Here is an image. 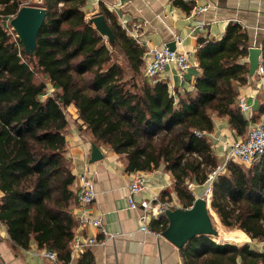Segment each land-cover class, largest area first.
Masks as SVG:
<instances>
[{"label": "trees", "instance_id": "1", "mask_svg": "<svg viewBox=\"0 0 264 264\" xmlns=\"http://www.w3.org/2000/svg\"><path fill=\"white\" fill-rule=\"evenodd\" d=\"M22 1L0 0V222L13 244L27 248L34 241L63 262L69 258V206L75 194L64 156L67 120L61 105L73 104L94 142L124 156L127 172L160 166L170 172L178 201L189 207L193 196L187 184H203L217 165L206 137L194 131H211L213 114L226 116L238 134L246 130L237 88L248 73L242 61L247 33L228 23L219 40L198 38L194 92L179 94L164 82L141 78L144 49L102 7L113 47L130 74L112 61L102 36L84 20V0H43L46 15L35 51L26 55L7 30ZM261 59L264 65V40ZM36 71L53 89L44 98L47 86L35 80ZM226 170L212 183V210L224 226L264 241V154L246 171L231 163ZM165 225L163 218L155 228L162 231ZM211 237L238 243L219 232ZM179 250L185 264H237V257L239 264H264V252L216 244L207 236L193 237ZM83 255L78 264H92Z\"/></svg>", "mask_w": 264, "mask_h": 264}, {"label": "crops", "instance_id": "2", "mask_svg": "<svg viewBox=\"0 0 264 264\" xmlns=\"http://www.w3.org/2000/svg\"><path fill=\"white\" fill-rule=\"evenodd\" d=\"M99 1L101 2L99 3ZM179 1L182 5L174 3V0H115L113 4L103 0H84L81 10L85 22H89L92 28L94 26L90 18L99 14L100 10L102 13V7L114 15L116 21L118 15L125 17L129 28L139 25L137 29L149 45L160 46L170 41L175 43L176 39H180L181 43H175V47L178 50L189 52L190 68L180 78L177 76L175 68L170 65L156 78V81L166 83L171 91L176 90L179 94L194 92V80L200 72L196 67L197 61L195 58L198 38L219 40L223 36L228 23H237L242 31L247 33L249 46L262 47L264 40V0ZM202 5H208V9L196 13L195 8ZM112 8L114 10L111 12ZM200 23H204V25L200 26ZM107 41L110 45H105V43L104 45L110 51L111 49L108 46L112 47L114 42H110L108 39ZM246 57L242 61L247 63ZM144 63L143 55L140 67L143 77ZM246 76V82L237 88V98L243 96L246 99L251 107L253 120L257 121L262 112L264 79H260L255 74L249 76L247 73ZM50 88L52 87L50 86ZM62 111L67 120L64 129L66 140L64 156L74 176L82 167L84 161L86 162L96 192L94 201L87 207L86 211L92 217H100V225L99 227L80 226L76 216L75 197V202L72 201L69 206V212L73 219L72 235L77 233L85 236L92 235L98 240V243L82 252L74 254L69 252V258L66 262L57 258L59 263L78 264L79 261L84 259L83 254L86 253L91 258L92 264H185L179 248L162 237L161 231L155 228L156 222L165 218L164 214L157 215L153 213L148 221L150 229L159 232L158 234L146 233L139 229V210L128 206L127 182L129 172L125 170L126 160L124 156L114 152L105 144L94 142L89 131L84 125H81L73 104L64 106ZM212 122V130L205 132V137L210 145L211 154L215 157L217 165H220L223 158V141H233L244 137L247 127L242 134H238L230 126L226 116L215 114L212 115ZM91 143H95L103 155L100 160L95 162L88 161ZM231 164L240 167L244 171L252 165H243L233 161ZM226 172L227 170L220 174ZM145 174L147 178L146 190L135 196V200L148 198L149 195L157 196L161 200L177 198L173 189L174 178L170 172L160 166L145 171ZM164 185L167 186L164 187ZM187 188L193 196V200L202 194V184L189 182ZM70 189L75 194L76 185L74 180ZM210 201L211 197L208 200L209 211L212 222L216 221L220 226L218 232L222 236L238 242L227 244L238 247L245 245L250 250L264 252V241L251 238L239 228L226 227L221 224L210 206ZM178 203V207L185 208L182 203L179 201ZM158 226L160 227L161 223ZM207 237L216 244H225L216 242L211 235ZM42 249L45 248H38L34 241H31L27 248L14 245L7 234L6 227L0 222V264H55L53 261L39 255ZM236 263H240L239 257L236 258Z\"/></svg>", "mask_w": 264, "mask_h": 264}, {"label": "built area", "instance_id": "3", "mask_svg": "<svg viewBox=\"0 0 264 264\" xmlns=\"http://www.w3.org/2000/svg\"><path fill=\"white\" fill-rule=\"evenodd\" d=\"M43 0H23L21 5L40 6ZM208 9V5L197 6L195 8L196 13L204 12ZM114 9L112 8L111 12ZM118 25L130 36L136 44L144 49L143 55L145 59L143 75L148 83L156 82L158 75L167 67L173 66L176 70L178 77L182 78V74L187 71L191 66L190 54L188 51L178 50L176 47L174 50H169L165 44L160 46L149 45L147 40L142 36L137 28L139 25H135L134 28L127 26V19L121 15L117 16ZM204 23H200L203 26ZM176 44H180L181 40L176 39ZM260 79H264V68L262 66L261 56L259 58V64L254 72ZM264 83V80H263ZM264 87V86H263ZM52 88H47L46 93L51 94ZM237 106L239 111L244 116L247 122V131L242 138H238L233 141H223V158L220 165H217L206 176L202 184V194L200 197L207 201L211 197L212 183L217 174L226 171L229 163L237 162L243 165H251L257 161L264 154V98L261 102L262 112L259 119L253 120V114L250 105L243 96L237 98ZM62 107V105H61ZM197 136L204 135L205 132L194 131ZM74 182L76 185L75 197L77 207V218L80 226H93L99 227L100 217H92L88 214L87 207L95 199V187L92 178L88 173L87 164L84 161L82 167L77 171L74 176ZM169 185V184H167ZM167 185H164L167 186ZM147 178L145 171L135 170L129 172L127 182V201L128 206L132 209H138L139 229L146 233L158 234L148 226V221L151 214L156 213L164 214L166 209L177 208L179 203L177 198H170L161 200L157 196H150L148 198L135 200L134 197L141 194L146 190ZM218 233V227L214 226ZM218 242V241H216ZM220 242V241H219ZM98 243V240L90 235L85 236L80 233L73 234L68 242L69 252L71 254L85 251L90 246ZM220 243H232L230 241H222ZM264 244V242H263ZM39 255L53 261L55 264L59 263L57 255L54 251L48 249H42Z\"/></svg>", "mask_w": 264, "mask_h": 264}, {"label": "water", "instance_id": "4", "mask_svg": "<svg viewBox=\"0 0 264 264\" xmlns=\"http://www.w3.org/2000/svg\"><path fill=\"white\" fill-rule=\"evenodd\" d=\"M113 4L115 0H103ZM46 11L42 6L21 5L10 18L9 26L26 55H33L36 47L38 30L45 18ZM94 28L100 35L114 42L113 32L107 23L104 14L99 13L90 18ZM169 50L175 49L174 41L167 42ZM261 56V46L251 45L247 48L246 61L248 75L253 76ZM103 157L95 143H91L89 162H95ZM166 225L161 231L162 237L171 242L175 247L181 248L190 239L196 236L216 235L206 199L197 196L189 207L166 209L164 212Z\"/></svg>", "mask_w": 264, "mask_h": 264}, {"label": "rangeland", "instance_id": "5", "mask_svg": "<svg viewBox=\"0 0 264 264\" xmlns=\"http://www.w3.org/2000/svg\"><path fill=\"white\" fill-rule=\"evenodd\" d=\"M101 1H99V3H100ZM100 13H101V10H100ZM103 13V12H102ZM7 30H8V32H10V34H11V36H12V38H15V34H14V32H13V30L10 28V26L8 25V28H7ZM103 38H102V41H103V43H105V45L107 44V45H110L109 43H108V41H107V38L105 37V36H102ZM111 50V60L112 61H115V62H118V63H120L123 67H125V69H126V72H127V75H129L130 74V71H129V69H128V67H127V65H126V61H125V59H124V57H123V55H122V53L117 49V48H113V46L111 47V46H108ZM262 66H264V65H262ZM264 68V67H263ZM143 76L141 75V78H142ZM138 79H140V76L138 77ZM35 80L37 81V82H44V83H46V88H50V84L48 83V81L46 80V79H44L43 78V76L39 73V72H37L36 71V73H35ZM45 97V95H43L42 96V98H44ZM64 106H62L61 107V109L63 108ZM213 223H214V225L215 226H217L218 228H220V226L218 225V223L216 222V221H213Z\"/></svg>", "mask_w": 264, "mask_h": 264}]
</instances>
